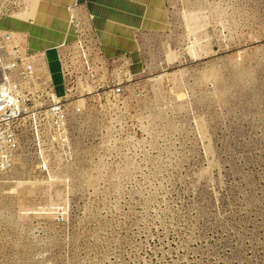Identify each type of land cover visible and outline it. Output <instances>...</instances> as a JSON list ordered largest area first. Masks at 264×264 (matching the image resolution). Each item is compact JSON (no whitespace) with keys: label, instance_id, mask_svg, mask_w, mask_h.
I'll return each mask as SVG.
<instances>
[{"label":"rangeland","instance_id":"374dc122","mask_svg":"<svg viewBox=\"0 0 264 264\" xmlns=\"http://www.w3.org/2000/svg\"><path fill=\"white\" fill-rule=\"evenodd\" d=\"M37 2L0 0V20ZM163 7L166 27L133 32L140 73L112 56L129 60L122 104L70 103L74 158L54 152L43 177L22 149L0 172V264H264V0ZM4 34L29 50L25 30ZM47 60L61 96L57 52Z\"/></svg>","mask_w":264,"mask_h":264},{"label":"built area","instance_id":"2783aa9c","mask_svg":"<svg viewBox=\"0 0 264 264\" xmlns=\"http://www.w3.org/2000/svg\"><path fill=\"white\" fill-rule=\"evenodd\" d=\"M74 10L75 15L70 24L73 39L57 49L65 88L61 96L56 93L53 84L47 60L49 51L45 52L47 71L44 72L37 67L33 53L12 48L8 42L11 40L10 35L0 36V84L5 85L8 94L7 100L3 93L5 91L0 93L2 173L11 172L15 168V162L24 149L29 157L41 165L38 170L42 171V176H48L49 167L45 162L54 154L57 146L53 142L55 137L64 136V140L69 143L74 140H69L63 130V125L70 122L69 114L75 112L69 103L87 96L89 110H76V114L85 115L94 109L102 113L115 103L122 104L125 98L127 91L123 83L127 77L123 70L129 60L124 56L106 57L102 53L92 17L85 15L77 5ZM185 45L182 44L183 48ZM87 83H90V90L84 86ZM68 149L66 152L69 155L65 157L70 161L75 153L70 145Z\"/></svg>","mask_w":264,"mask_h":264},{"label":"crops","instance_id":"0c3cea01","mask_svg":"<svg viewBox=\"0 0 264 264\" xmlns=\"http://www.w3.org/2000/svg\"><path fill=\"white\" fill-rule=\"evenodd\" d=\"M74 0H38L30 19L0 20L3 29H21L29 34V51H56L73 39L70 24ZM81 11L93 19L97 36L110 57L121 53L132 60L130 75L141 72V57L134 38L136 30L166 27L163 0H79ZM85 10V11H84ZM99 22V23H98ZM169 23V22H168Z\"/></svg>","mask_w":264,"mask_h":264},{"label":"bare ground","instance_id":"6f19581e","mask_svg":"<svg viewBox=\"0 0 264 264\" xmlns=\"http://www.w3.org/2000/svg\"><path fill=\"white\" fill-rule=\"evenodd\" d=\"M73 15H75V12H74V14ZM73 18V17H72ZM202 38V37H201ZM8 42H9V45L10 46H12V48H18V50H21L22 52H29V50H27L26 49V46H25V44L23 45L22 43H20V42H17V41H15L14 39H12L11 38V40H8ZM66 43H68V42H66ZM66 43H64V44H66ZM101 43V42H100ZM64 44H62V45H64ZM61 45V46H62ZM101 45H102V43H101ZM200 47H202L199 43H198V41H197V39H194V40H192V39H190V43H187L186 45H185V48L184 49H186V52L185 53H183V57L182 58H184V60H186V58H189V59H191V61H192V56L193 57H195L196 55H195V48H197V49H200ZM59 48V47H58ZM57 48V49H58ZM56 49V52H57V54H58V50ZM184 49H182L183 51H184ZM45 52H47V50H45V51H42V52H39V53H33L34 55H35V60L37 61V67L41 70V71H47V65H46V63H45V61H44V57H45ZM102 53L106 56V57H108V58H113V57H110V56H108L107 54H106V52H105V50H104V48H103V45H102ZM47 54H48V52H47ZM114 58H119V57H114ZM196 58V57H195ZM58 60H59V58H58ZM196 61V60H195ZM181 62V61H180ZM127 65H128V63H127ZM181 65H185V66H189L190 65V63H187V62H185V63H181ZM60 69H61V66H60ZM62 70V69H61ZM123 74L124 75H126V77H127V80L125 81V83H123V85H124V87H126V85L127 84H129V83H132V82H130V80H129V76H128V71H127V66H126V68L123 70ZM2 83H4V82H2ZM85 87H86V89H88V90H90V83H87V84H85L84 85ZM2 91H5V92H3L6 96H4V97H6V99L8 100V94H6V87H5V85H3V84H0V93H2ZM85 95H88V94H85ZM83 97H85V96H81L80 97V99H78V100H81V98H83ZM180 97H183V96H180ZM179 97V98H180ZM76 101V100H75ZM7 101H5V103H6ZM4 103V104H5ZM69 105H70V103H69ZM64 126H65V128H64ZM63 130H64V132L65 133H67V135L69 136L68 137V139L70 140V125H69V122H67V123H65L64 125H63ZM56 141H58L59 143L57 144L56 143ZM65 141V142H64ZM54 145H57V146H55L56 148H55V151L54 152H59L60 151V154L62 155V154H64V156L67 154V150H69L68 148H69V145H70V143L69 142H66V140H64V136H62L61 138H57V137H55V139H54ZM64 144V146H62L61 147V144ZM59 150V151H58ZM51 158V157H50ZM49 162V160H46V162H45V165L47 166V163ZM15 164H16V162H15ZM12 172V171H11Z\"/></svg>","mask_w":264,"mask_h":264}]
</instances>
